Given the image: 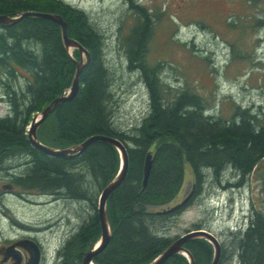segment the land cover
Listing matches in <instances>:
<instances>
[{"label":"trees","instance_id":"trees-1","mask_svg":"<svg viewBox=\"0 0 264 264\" xmlns=\"http://www.w3.org/2000/svg\"><path fill=\"white\" fill-rule=\"evenodd\" d=\"M134 9L137 23L124 38L123 47L127 68L136 70L146 86L149 112L139 126L123 133L115 128L108 105L111 93L102 63V36L87 15L60 0H0V15L37 12L59 16L66 24L67 37L89 54V62L78 77L77 95L58 104L48 115L36 131L38 140L56 149L76 145L93 135L131 143L126 176L107 201L112 234L107 246L94 257L95 264H146L167 245L168 240L158 235L159 217L148 209L177 194L184 161L194 170L197 187L201 170L214 178L225 170L231 174L227 177L237 175L243 180L264 156V115L237 107V116L227 120L204 116L202 97L160 81L157 66L147 64L145 59L152 32L149 15L139 6ZM60 33V26L46 18L24 17L9 26L0 25V87L9 106L7 115L0 119V165L27 158L28 168H16L20 178L14 179L15 184L26 192L62 191L69 199L90 204L93 213L59 253L60 264H81L82 253L100 235L97 198L92 194L99 196L114 176L119 155L114 146L95 142L75 159L49 157L28 142L25 128L31 115L62 96L74 79L76 66ZM73 58L78 59L76 50ZM19 76L23 84L16 87L13 82ZM149 150L153 152L152 163L142 188L143 162ZM153 227L156 231L151 230ZM186 247L194 264H209L211 251L205 242L191 240ZM230 250L239 264H264V219L255 215L248 229L232 239ZM163 264L186 261L174 255Z\"/></svg>","mask_w":264,"mask_h":264},{"label":"rangeland","instance_id":"rangeland-1","mask_svg":"<svg viewBox=\"0 0 264 264\" xmlns=\"http://www.w3.org/2000/svg\"><path fill=\"white\" fill-rule=\"evenodd\" d=\"M64 1L84 11L93 29L103 37L101 50L108 68V89L111 93L108 105L112 111L114 126L123 133L128 132L141 120L149 104L147 89L139 73L127 68L123 47L124 38L138 19L137 10L133 9L130 3L147 8L151 25L157 28L153 30L145 59L151 66L159 64L157 72L162 83L196 93L204 101L203 108L208 109L216 118L236 117L235 105L248 108L260 116L264 115V0ZM220 24L224 30H221ZM230 25L233 27H229ZM214 52L217 54L215 59ZM218 53L221 55L218 56ZM201 56H204V59ZM212 62L215 68H212ZM13 84L16 87L23 84V78L19 76ZM7 111V105L0 103V117ZM126 144L130 146V143ZM17 163L19 164V161ZM184 174L185 181L180 193L167 206L178 202L180 197L190 190L193 181L187 167ZM229 174L226 172L221 175L224 190L216 186V183L210 182L213 178L208 175V183L211 185L205 184V187L211 195L221 192L213 199L215 203L203 204L201 207L197 204L189 206L181 219L168 223L166 234H179L183 228L189 226V221L196 222L195 218L203 219L213 233L225 230L228 234L224 224H228L226 219L229 210L225 209V206L231 202L232 195L229 184H234L239 179L237 175L233 178L227 177L231 175ZM242 185L233 189L235 218L240 213V206L247 204L250 195L248 177ZM92 195L95 198L97 196ZM40 201L45 205L42 208H32L28 202H23L26 206L20 208L18 203H13L11 199L5 202L22 222H39L48 215L55 218V213H62L71 217L72 221L68 219V226L69 229L75 230L93 213L89 203L63 201L55 206L48 204V199L40 198ZM210 207L217 209L211 213ZM157 209L160 208L150 207L148 211ZM157 221L159 229L160 220ZM232 221L230 226L233 225ZM151 230L156 231L154 227ZM21 233L10 226V220L5 215L0 214V244ZM58 237L61 238V235Z\"/></svg>","mask_w":264,"mask_h":264},{"label":"water","instance_id":"water-1","mask_svg":"<svg viewBox=\"0 0 264 264\" xmlns=\"http://www.w3.org/2000/svg\"><path fill=\"white\" fill-rule=\"evenodd\" d=\"M24 16H36V17H41V18H48V19H52L55 22L58 23V25L61 28V35L63 38V45L64 48H68V47H75L78 49L79 54L83 52V54L85 55V60L84 62L82 61L81 58H79V61H75L72 60L73 63L76 66V72L74 75V79L72 80V84L69 90V94L67 96H60L57 97L56 99H54L49 105H47L44 110L39 114L38 117H36L35 119H33L32 121V125L31 128L29 130L28 133V141L38 150L46 152V153H50L56 156H62V157H76L77 155H79L88 145H90L93 142H105L108 144H112L114 146H117L122 153L123 156V168L121 170V172L119 173V175L112 181L109 183V185L106 187V189L104 190V192L101 195L100 198V202H99V209H98V221H99V226L101 229V245L97 250L94 251H88L84 254L83 258H82V264H89L91 261V258L100 250H102L108 240H109V229H108V225H107V220H106V214H105V201L108 197L109 194H111L113 192V190L122 183L123 179L125 178V174H126V167H127V161H126V153L123 149V147L120 145V143L113 139V138H106V137H102V136H92L89 137L88 139H86L84 142L80 143L79 145H76L72 148H67L65 150H61L59 152H53L52 150H50L48 147L41 145L37 139H36V135H35V129L37 128V126L46 118V116L52 112L54 110V108L58 105V103L62 102V101H70L72 100L78 93L79 90V86H78V77L81 73L82 68L86 65V63L89 60V56L87 51L81 46L79 45L76 41L67 38L66 35V24L64 22H62L59 18L54 17V16H50V15H46V14H39V13H31V14H22L20 15L18 18L12 19L7 15H0V25L2 27H6L10 24H13L17 21L22 20ZM151 165V161H150V157L148 156L146 158L145 161V166H144V178H143V186H145L148 175H149V170H150V166ZM251 182H252V189H253V194H252V200L255 202L256 204V208L264 215V157H261L255 164V166L252 169L251 172ZM194 237H206L209 238V234H206L204 232H194L191 233L187 236H185L182 239H179L177 241H175L174 243H172L168 248H166L158 257L155 261H152L150 264H163L171 255L175 254L178 250H179V246L180 244L190 238H194ZM215 263V258L213 260V263Z\"/></svg>","mask_w":264,"mask_h":264},{"label":"bare ground","instance_id":"bare-ground-1","mask_svg":"<svg viewBox=\"0 0 264 264\" xmlns=\"http://www.w3.org/2000/svg\"><path fill=\"white\" fill-rule=\"evenodd\" d=\"M60 1H62L63 3H65V4H68L69 6H71V7H74V8H76V9H79V8H77V7H75V6H73L72 4H70V3H68V2H65L64 0H60ZM81 10V9H80ZM84 12V11H83ZM31 14V13H37V12H24V13H22V14ZM22 14H20V15H22ZM39 14H43V13H39ZM86 14V13H85ZM19 15V16H20ZM46 15H50V16H54V17H57V18H59L62 22H64L59 16H57V15H55V14H46ZM19 16H16V17H10V18H12V19H15V18H18ZM24 17H26V16H24ZM24 17H22V18H24ZM27 17H30V16H27ZM31 17H36V16H31ZM37 18H41V17H37ZM46 19H48V18H46ZM49 20H51V21H53V22H55L54 20H52V19H49ZM55 23H57V22H55ZM65 23V22H64ZM58 24V23H57ZM9 26V25H8ZM61 34V33H60ZM102 36V35H101ZM68 38V37H67ZM61 40H62V44H63V38H62V35H61ZM104 42V40H103V37H102V43ZM64 46V45H63ZM103 46V45H102ZM101 46V47H102ZM102 49V48H101ZM101 53H102V51H101ZM102 57H103V55H102ZM104 59V58H103ZM62 96H67L66 94H63ZM62 102H64V101H62ZM62 102H60V103H62ZM0 103H4L5 105H7V107H8V110H9V106H8V102H7V99H6V97L4 96V92L2 91V89H1V87H0ZM60 103H58V104H60ZM8 112V111H7ZM7 115V113L5 114V115H3V116H1L0 117V119L1 118H3L4 116H6ZM203 115H204V112H203ZM206 116V115H205ZM40 127V126H39ZM29 128V125H27L26 126V128H25V134H26V131H27V129ZM116 128V127H115ZM37 129H38V127L35 129V135H36V131H37ZM93 136H101V135H93ZM37 137V136H36ZM90 137H92V136H90ZM102 137H106V138H112V137H107V136H102ZM89 138V137H88ZM88 138H86V139H88ZM28 139V138H27ZM85 139V140H86ZM85 140H83L82 142H84ZM29 142V141H28ZM82 142H80V143H82ZM80 143H78V144H80ZM93 143H95V142H93ZM29 144L31 145V147H33L35 150H37V151H39V152H42L43 154H45L46 156H49V157H57V158H64V159H69V157H62V156H56V155H53V154H50V153H46V152H43V151H40V150H38L37 148H35L30 142H29ZM92 144V143H91ZM90 144V145H91ZM107 144V143H106ZM77 145V144H76ZM90 145H88V146H90ZM111 145V144H110ZM75 146V145H74ZM87 146V147H88ZM112 146V145H111ZM48 147V146H47ZM53 147V146H52ZM52 147H48L50 150H52L53 152H59V151H61V150H65V149H67V148H59V149H56V148H52ZM86 147V148H87ZM69 148H72V147H69ZM85 148V149H86ZM84 149V150H85ZM116 150H117V152H118V155H119V159L120 158H123V156H122V153L120 152V150L118 149V148H115ZM84 150L79 154V155H77V157L76 158H78L83 152H84ZM126 155H127V149H126ZM26 163H28L26 160H20V162H19V166H21L22 168H24V169H26V168H28V167H26L25 168V166H28L29 164H26ZM2 168H11V169H13V170H16V168H17V166H18V163L17 162H3L1 165H0ZM81 174V173H80ZM17 178H20L19 176L17 177ZM124 180V179H123ZM109 185V183L102 189V191L100 192V194H99V196H101L102 195V193L104 192V190L106 189V187ZM120 185V184H119ZM118 185V186H119ZM117 186V187H118ZM91 187V186H90ZM116 187V188H117ZM14 188V187H13ZM115 188V189H116ZM95 189V188H94ZM114 189V190H115ZM113 190V191H114ZM26 193H28V192H26ZM32 193V192H31ZM38 193V192H37ZM55 193H57V191L55 192ZM55 193H51V194H53V196H49V193H38V197H39V200H40V198H42V199H48V204H50V205H58V204H60V203H58V204H56L54 201H53V198H54V196H55ZM98 196V197H99ZM80 199V198H79ZM67 200L68 201H73V199H69V198H67ZM97 200H98V198H97ZM77 201H79V200H77ZM25 202H27V201H25ZM79 202H81V201H79ZM29 204H31L30 202H28ZM83 203V202H82ZM55 218L54 219H56V220H58V221H60L62 224H63V222L65 221V224H63L64 226H66V227H68V225H69V220L68 219H66V218H64V217H62V215L61 214H58V213H55ZM50 216V215H49ZM32 217V216H31ZM52 217V216H51ZM157 226V225H156ZM81 264H82V258H81Z\"/></svg>","mask_w":264,"mask_h":264},{"label":"flooded vegetation","instance_id":"flooded-vegetation-1","mask_svg":"<svg viewBox=\"0 0 264 264\" xmlns=\"http://www.w3.org/2000/svg\"><path fill=\"white\" fill-rule=\"evenodd\" d=\"M26 167L27 166H25V168ZM13 172H14V174H15L16 177L19 176V174H18V172L16 170H14ZM65 200H67V197H66V195L62 191H57V193H55V196L53 198V201L56 204L61 203V202L65 201ZM26 201L27 202H30L28 199ZM185 248H186V244H185ZM210 251H211V249H210ZM0 253L3 255L0 263L1 264H11L10 261H8L9 259L7 258V254L8 253L6 251H3V250H1ZM22 255L25 258L26 254H25L24 251H22ZM231 260H232L231 250H230V248H226L224 246V244H223L222 247H221L218 264H228V263L231 262Z\"/></svg>","mask_w":264,"mask_h":264}]
</instances>
